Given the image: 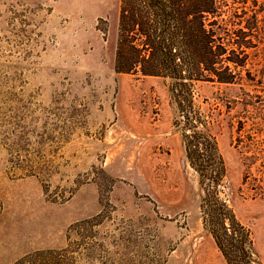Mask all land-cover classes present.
Returning <instances> with one entry per match:
<instances>
[{"label": "rangeland", "instance_id": "obj_1", "mask_svg": "<svg viewBox=\"0 0 264 264\" xmlns=\"http://www.w3.org/2000/svg\"><path fill=\"white\" fill-rule=\"evenodd\" d=\"M226 1L263 22L234 83L194 86L208 188L170 82L114 69L120 0H0V264H226L213 196L264 264V0Z\"/></svg>", "mask_w": 264, "mask_h": 264}, {"label": "trees", "instance_id": "obj_2", "mask_svg": "<svg viewBox=\"0 0 264 264\" xmlns=\"http://www.w3.org/2000/svg\"><path fill=\"white\" fill-rule=\"evenodd\" d=\"M227 6L226 0H120L116 32V73H140L170 82L185 119V156L192 168L208 175V188L223 175L224 167L210 121L197 123L194 86L234 83L239 78L236 70L248 58L247 50L256 47L252 38L263 22L255 13L243 20L245 10L232 15L239 23L229 21L223 11ZM213 200L215 207L204 205L205 223L225 263L256 264L248 229L216 197Z\"/></svg>", "mask_w": 264, "mask_h": 264}]
</instances>
